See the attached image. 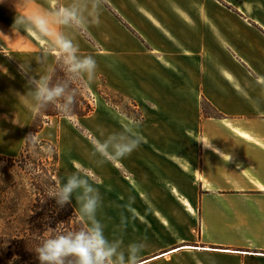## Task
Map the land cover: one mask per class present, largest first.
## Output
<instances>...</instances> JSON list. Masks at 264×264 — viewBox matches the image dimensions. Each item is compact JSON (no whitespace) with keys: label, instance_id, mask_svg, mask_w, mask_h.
Wrapping results in <instances>:
<instances>
[{"label":"crops","instance_id":"0c3cea01","mask_svg":"<svg viewBox=\"0 0 264 264\" xmlns=\"http://www.w3.org/2000/svg\"><path fill=\"white\" fill-rule=\"evenodd\" d=\"M68 5L84 23L52 27L95 59L83 80L137 114L106 103L91 116L99 141L139 139L127 156L69 143L66 179L79 173L100 196L94 219L81 191L70 202L87 229L102 226L110 263L141 244L137 264H264V0H0V153L20 149L37 108L30 81L60 54L15 20Z\"/></svg>","mask_w":264,"mask_h":264},{"label":"rangeland","instance_id":"374dc122","mask_svg":"<svg viewBox=\"0 0 264 264\" xmlns=\"http://www.w3.org/2000/svg\"><path fill=\"white\" fill-rule=\"evenodd\" d=\"M59 60L63 76L52 84L67 80L66 68L60 54L56 57L55 63ZM55 63L46 81L50 82ZM100 84L98 82L97 86L91 89L82 76L72 80L71 88L76 105H72L68 112L62 111L57 104H49L42 109L37 107L20 149L12 155L0 153V264H39L34 252L38 245L54 234L67 233V230L62 231L57 228L55 221L36 231V234L29 229L28 221L32 204L37 196L43 195L38 194L39 191L35 186L37 187L38 181L43 180L41 168H44V172L49 170L48 173L52 172L54 175L55 153L58 161L54 179L58 185L65 181L73 160L69 143H75L85 153L89 150L93 151V146L99 141L96 133L98 130L94 129L91 122L93 113L97 111V105L107 103L122 114L137 115L132 103ZM87 105H90V112L82 116L74 114L84 112ZM40 109L43 114L39 113ZM45 113L51 115L46 116ZM36 114L39 115L36 122L40 124L39 128L33 125ZM33 176L34 179L37 178L36 181H33ZM39 212L43 213L41 210ZM57 218L58 216L54 217ZM65 262L74 264L75 258L68 257Z\"/></svg>","mask_w":264,"mask_h":264},{"label":"clouds","instance_id":"9594fccd","mask_svg":"<svg viewBox=\"0 0 264 264\" xmlns=\"http://www.w3.org/2000/svg\"><path fill=\"white\" fill-rule=\"evenodd\" d=\"M16 24H27L35 28L42 36L51 39L58 49L67 72V80L50 84L49 81L32 79L30 83L31 102L40 108L49 104H57L62 111L68 112L74 102L71 81L83 74H92L96 69V61L92 56H80L72 40L64 36L61 31H54L52 25L67 26L84 23L82 11L72 6L60 7L49 16L38 15L29 18H19ZM139 139L127 135L112 134L106 139L98 141L93 146V154L102 160L121 158L129 155L139 146ZM211 147V145L206 146ZM214 151H218L213 149ZM78 191L82 192V214L94 219L96 209L100 203V196L79 173H73L55 188L50 197L55 198L58 205L70 202ZM129 253L123 264H137L139 253L143 249L141 244H130ZM39 264H65L68 257L75 258V264H110L116 255L112 242L104 235L102 226L98 222L90 224L87 230L75 233H58L46 238L34 251Z\"/></svg>","mask_w":264,"mask_h":264},{"label":"trees","instance_id":"16d2710c","mask_svg":"<svg viewBox=\"0 0 264 264\" xmlns=\"http://www.w3.org/2000/svg\"><path fill=\"white\" fill-rule=\"evenodd\" d=\"M59 62H60V60L55 63V66H54V69H53L52 75H51L52 78L50 80V84H52V82H54L58 78H60V76H63V73H62L63 69L60 67ZM72 105H76V104L73 102ZM72 105H71V108L73 107ZM208 106L209 105H207L206 103H204L202 106L203 112L205 114L211 113L208 110ZM41 109L39 110V113L43 114L44 112H40ZM86 109H87V111H86ZM86 109H84V112H82V113L81 112H75L74 114L77 116L78 115L79 116L85 115L87 112L91 111L90 105H87ZM44 115L48 116L51 114L45 113ZM214 115H216V114H214ZM38 116L39 115L36 114V116L34 118V122H33V125L37 126L36 128H39V125H40V124L39 125L36 124ZM53 158H54V166H55L54 167V175H55L56 170H57L56 164L58 161L56 153H55ZM41 169L43 170V174H42L43 180L38 181V183H37L38 185H37V187L35 186V188L39 191V193H38L39 195H41V194H43V195H41L40 197L37 196L36 200L32 204V208H31L30 215H29V221H28L29 229L33 230V233L36 234V231L42 230L46 225L51 224L52 223L51 221H55V224L58 225L57 228H59L62 231L67 230V233H75V232L87 230V227L85 226L84 222L78 216V214H77V212H76V210L73 207L71 202H68L63 206H60L57 204L55 198L50 197L52 191L55 188H57L59 185L57 184L56 180L54 179V175L52 172L48 173L49 170H45V172H44V168H41ZM34 178L35 177L33 176V181H36L37 178L36 179H34ZM39 210L43 211V213H40ZM56 216H58V218L54 219V217H56ZM51 218L54 220H52ZM71 222L73 224H70ZM75 226H76V230H75ZM32 241L33 240H31L30 242H32ZM33 255H34V252H33ZM36 258H37V256H36ZM38 262H39V260L37 261V263ZM65 264H68V263L65 262Z\"/></svg>","mask_w":264,"mask_h":264}]
</instances>
